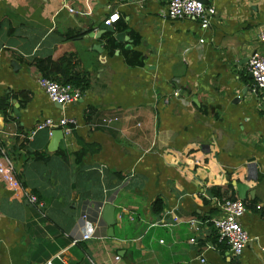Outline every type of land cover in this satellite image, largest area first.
Returning a JSON list of instances; mask_svg holds the SVG:
<instances>
[{
	"label": "crops",
	"instance_id": "obj_1",
	"mask_svg": "<svg viewBox=\"0 0 264 264\" xmlns=\"http://www.w3.org/2000/svg\"><path fill=\"white\" fill-rule=\"evenodd\" d=\"M204 2L206 28L167 17V0H0V146L21 183L0 180V264H264V90L247 69L264 0ZM46 57L87 80L79 100L48 99L33 63ZM62 116L76 119L69 134L34 130ZM226 184L251 238L239 256L211 226Z\"/></svg>",
	"mask_w": 264,
	"mask_h": 264
},
{
	"label": "built area",
	"instance_id": "obj_2",
	"mask_svg": "<svg viewBox=\"0 0 264 264\" xmlns=\"http://www.w3.org/2000/svg\"><path fill=\"white\" fill-rule=\"evenodd\" d=\"M69 11H73V8L66 6ZM215 9L212 5L206 4L201 0H167L165 15L171 19L182 18H194L198 19L200 26L206 28L211 22V17L214 14ZM117 14H111L104 20V23L110 24L117 19ZM259 39L264 43V27L259 32ZM247 69L252 75L254 80V88L264 90V49H257L250 53L247 58ZM38 85L45 92L48 99L58 104H68L76 102L82 96L80 89L70 82H60L58 80L45 77L43 75L38 76ZM178 90H174L171 94L178 95ZM168 101L167 98L164 99ZM111 118L103 117L102 122L108 125L111 122ZM76 124L74 117L62 116L57 120L50 117L44 118L36 122L34 130L48 127V128H62L64 133L69 134L72 127ZM32 130V133L34 132ZM0 180L12 189L21 187V183L16 176V170L12 159L8 152L0 146ZM27 200L32 204H38L37 197L30 193L25 192ZM216 206L220 210V214L213 217L211 220V226L215 230L217 240L219 242H225L232 255L239 256L242 250L246 247L251 240L248 232L241 225L239 218L245 212V205L239 198H224L216 202ZM258 207V206H257ZM87 211L81 213V218L86 220L88 218ZM99 222L95 220L91 225V231L83 232L81 237L83 239H89L94 230L98 227ZM189 225L197 229L194 220L189 221ZM190 242H195V237L189 238ZM162 242V240H160ZM42 264H53L50 260Z\"/></svg>",
	"mask_w": 264,
	"mask_h": 264
},
{
	"label": "trees",
	"instance_id": "obj_3",
	"mask_svg": "<svg viewBox=\"0 0 264 264\" xmlns=\"http://www.w3.org/2000/svg\"><path fill=\"white\" fill-rule=\"evenodd\" d=\"M117 20L113 21L114 23ZM105 37V42L106 45L109 47H114V39L110 35V31H106L104 34ZM138 56V54L134 52H128V63H138L141 64L142 62L139 59H134L132 57ZM64 59L61 57V59L58 60H53L51 57H46V58H35L33 60V63L35 66L39 69V71L42 73L43 76L52 78L51 76L57 71L61 73L60 78H56V80L60 82H70L74 86L78 87L80 91L82 92V88L85 87L87 84V80L84 79L83 77L78 76L77 74H73L69 71L68 67L65 65L61 66V63H63ZM59 66V67H56ZM56 75V74H54ZM57 77V76H56ZM53 79V78H52ZM0 113L2 114L4 120L6 121L8 119V112H7V103L5 101V98L1 97L0 98ZM36 157H43L42 154H36ZM230 187V184H226L225 186H213L214 189V194L216 197H218L219 200H223L224 198H235L234 195L232 194H227L226 192H220L221 189H227ZM153 209L156 213H159L162 210V201L159 198H156L153 202ZM217 236V235H216ZM215 236V238H216Z\"/></svg>",
	"mask_w": 264,
	"mask_h": 264
},
{
	"label": "water",
	"instance_id": "obj_4",
	"mask_svg": "<svg viewBox=\"0 0 264 264\" xmlns=\"http://www.w3.org/2000/svg\"><path fill=\"white\" fill-rule=\"evenodd\" d=\"M201 1H203L204 2V0H201ZM107 27V25L106 24H102L101 25V28H106ZM251 75V74H250ZM13 111H15V113H18L17 111V109L15 108V109H13ZM52 134H54L53 135V139H52V142L51 143H53L54 142V140H56V139H58V137H60V135H62V131L61 130H57L56 132H54V133H52ZM52 147V146H51ZM236 189H237V194H238V196L239 197H244V191L246 190V186H245V184H243V183H236Z\"/></svg>",
	"mask_w": 264,
	"mask_h": 264
}]
</instances>
